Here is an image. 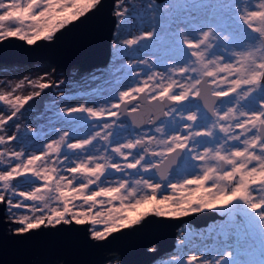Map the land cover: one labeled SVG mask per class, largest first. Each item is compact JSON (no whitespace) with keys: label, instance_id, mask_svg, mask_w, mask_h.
Instances as JSON below:
<instances>
[{"label":"snow or ice","instance_id":"1","mask_svg":"<svg viewBox=\"0 0 264 264\" xmlns=\"http://www.w3.org/2000/svg\"><path fill=\"white\" fill-rule=\"evenodd\" d=\"M101 3L102 0H0V42L9 38H18L29 46L41 40L51 42L68 25L83 22ZM251 4L252 0H237L232 8L235 18L251 33L245 35V40L260 43L259 56L252 52H230L216 43L219 32L211 23L192 26L191 37L187 30L177 29L184 59L175 66H167V75L153 73L154 64L141 60L148 69L147 79L143 86L120 91L118 102H109V106L99 109L79 104L60 110L61 117L86 114L99 121L83 140L75 139V124L65 120L71 127L63 131L53 129L58 139L44 144L40 154L26 151L23 145L9 146V142L19 137L6 134L8 122L21 113L33 96L16 95L23 82L7 93H0V102L10 109L9 113L0 114V204L4 205L3 222L9 226V232L26 237L42 228L71 233L74 226H86L84 243L95 246L115 234L123 235L125 230H138L143 232V247L154 252L150 246L155 241L144 231L150 218L174 219L214 210L223 217L224 231L217 237L223 238L226 247L201 264H231L234 254L228 244L230 239L239 242L257 230L264 234V0ZM165 5L170 7L168 0L159 7L167 12ZM126 11L117 5L114 11L117 29L127 24ZM154 36L152 30L132 38L121 39L119 34L114 38H119L123 46L119 50L127 51ZM28 83L39 90L56 86L38 81ZM40 94L34 92L35 96ZM137 94H146L145 100L159 106L156 120L160 116L166 118L171 132L162 121L157 124L151 118L145 123H151L153 129L144 131L133 119L132 126L140 131L117 138L114 129L126 127L119 116H134L138 112L139 104L131 103L137 100ZM193 98L201 104L188 109L186 104ZM233 101L235 106H231ZM201 111L213 117L211 130L200 125ZM105 116L111 119H101ZM208 137H216V147L206 143ZM101 141L103 149H107L106 156L115 153V158L130 161L113 164L114 169H133L140 175L118 187L85 195L88 184L73 180L67 172L91 176L103 173L104 166L98 164L89 169L78 163L65 170L63 158L69 152L63 149H82ZM176 158H186L188 162L182 174L173 176L170 170H162L166 162L170 164ZM17 177L34 178V183H42L19 190L14 183ZM76 183L81 186L73 188ZM168 191L172 195H166ZM101 196L106 198L107 205L98 201ZM75 200H82L83 204L77 205ZM196 260L195 255L187 257L188 264ZM108 264L116 262L110 260Z\"/></svg>","mask_w":264,"mask_h":264},{"label":"rangeland","instance_id":"2","mask_svg":"<svg viewBox=\"0 0 264 264\" xmlns=\"http://www.w3.org/2000/svg\"><path fill=\"white\" fill-rule=\"evenodd\" d=\"M236 3L237 0H168L170 7L165 5L166 12L159 7V5L164 4V1L115 0L113 13L117 5H122V8L127 10L128 22L120 29H117L115 23L110 41L111 52L105 65L81 70L77 65L55 69L46 59H39L31 63H0V93H7L11 88L23 82L22 87L16 91V95L33 96V99L29 100L21 109V113L8 122L6 134L18 135L19 137L17 141L9 142V146L14 145L19 148L23 145L26 151H35L36 154H40V149L44 144L50 143L53 139H58V134L53 129L63 131L71 127L65 123V120L73 121L77 128L75 139L83 140L84 136L93 131L92 125L99 121L88 117L86 114L61 117L60 110L66 106L79 104H86V106L99 109L109 106V102H118L117 97L120 91L143 86V81L147 79L148 69L146 65L139 62L141 60H146L149 65L154 64L153 73L158 71L167 75L165 72L167 66H175L177 61L184 59V51L176 35L177 29L187 30L191 37L194 34L192 26L204 27L205 24L211 23L216 26L219 32L220 39L216 43L226 46L230 52H252L259 56L260 43L246 41L245 35L251 33H248L240 21L235 18L232 5ZM256 3L257 0H252L250 6ZM168 13H171V17L168 16ZM152 30L155 31L153 38L145 39L127 51L119 50L123 46L120 44L119 38H114L117 34L120 35L121 39L124 37L132 38ZM45 73H47L46 79ZM28 81L46 82L56 86L39 90L34 85L29 84ZM35 91H40L41 94L35 96ZM61 92L64 93L63 96L59 95ZM139 95L137 94V97ZM132 103H138L139 108L144 105L140 100L132 101ZM225 103L228 101L225 100ZM195 105V103L190 102L186 104V107L191 109ZM231 106H235V101L232 102ZM121 107L123 109V104ZM220 107H224V105L221 104ZM9 112L8 106L0 102V114ZM199 115L200 125L211 130L212 120L206 117L205 112L201 111ZM120 116V123L126 127L114 129L117 132V138L127 137L130 132L140 131L138 128H133L131 121ZM101 119L111 118L105 116ZM161 121L166 126V130L171 132L172 129L167 127L168 120L164 117L160 118L157 124H160ZM137 123L142 125L144 122L137 118ZM142 128L144 131H150L153 129V125H144ZM206 143L216 147V137L206 138ZM103 146L104 142L101 141L96 146L89 144L82 149H63V151L69 152V156L63 158L65 170L67 167H73L78 163L87 165L89 169H95L98 164L104 166L105 171L103 173L96 172L91 176L67 172V175L73 180H82L88 184V187L84 189L85 195H92L102 188L118 187L120 183L133 180L140 175L133 169H114L113 164L124 165L130 161L115 158V153H109L106 156L107 149H103ZM54 158L52 157V159ZM187 164L185 158L176 166L175 171L170 169L173 176L182 174V171L187 168ZM144 175H150V173H144ZM14 183H17L19 190H29L33 186H39L42 182L34 183V178L28 180L24 177H17ZM80 186L79 183L73 184V188ZM165 194L172 195L171 191ZM98 201L104 202L105 205L108 203L103 196L99 197ZM74 203L81 205L83 201L75 200ZM176 203L178 204L179 201ZM209 211L216 212L214 210ZM217 214L219 215V213ZM3 218L4 205L2 220ZM222 219L223 217L214 221L211 220L207 225L199 227L186 222L180 225L176 229L174 247L169 251L164 250L151 264H188L187 257L189 255L197 257V260L192 264H201L205 258L212 259L217 253H222L226 245L222 237H217L224 231ZM180 240H183V243L178 242ZM263 241L264 234L258 230L254 235L245 236L239 242L235 241L234 238L230 239L228 244L232 246L234 254L231 264H264ZM106 256L103 264H108L110 260H115L116 264H120L117 252L106 253ZM53 262L59 264L60 261L54 259Z\"/></svg>","mask_w":264,"mask_h":264},{"label":"water","instance_id":"3","mask_svg":"<svg viewBox=\"0 0 264 264\" xmlns=\"http://www.w3.org/2000/svg\"><path fill=\"white\" fill-rule=\"evenodd\" d=\"M114 3L115 0H102L101 5L90 12L83 22L68 25L51 42L41 40L33 46L18 38L0 42V63H31L46 59L55 69L77 65L81 70L105 65L110 56V41L116 23ZM144 96L140 94L137 97L144 105L140 106L135 117L127 114L120 117L131 123L139 118L144 122L141 126L152 125L145 121L148 118L156 120L159 106L155 102L149 103ZM180 161L182 159L176 158L170 164L166 162L162 170L175 171ZM2 208L3 204L0 205V264H54V259L60 261L59 264H103L106 253L113 251L118 253L120 264H151L164 250L174 247L176 229L180 225L186 222L199 227L222 218L213 211L174 219L150 218L144 231L155 241L150 246L155 249L153 252L143 247V232L138 230H125L123 235L115 234L114 238L95 246L84 243L83 230L86 226H74L75 230L71 233L64 229L42 228L26 237H16L2 220Z\"/></svg>","mask_w":264,"mask_h":264},{"label":"flooded vegetation","instance_id":"4","mask_svg":"<svg viewBox=\"0 0 264 264\" xmlns=\"http://www.w3.org/2000/svg\"><path fill=\"white\" fill-rule=\"evenodd\" d=\"M192 103H195L196 105L197 104H201V101H197V100H195L194 98H193V100L191 101ZM206 113V112H205ZM207 114V113H206ZM206 117L208 118V119H213V117H211V116H208V115H206Z\"/></svg>","mask_w":264,"mask_h":264},{"label":"trees","instance_id":"5","mask_svg":"<svg viewBox=\"0 0 264 264\" xmlns=\"http://www.w3.org/2000/svg\"><path fill=\"white\" fill-rule=\"evenodd\" d=\"M262 248H264V241H263V243H262Z\"/></svg>","mask_w":264,"mask_h":264}]
</instances>
